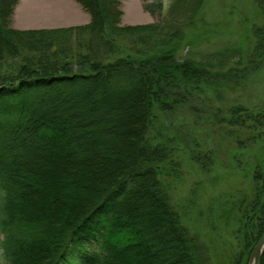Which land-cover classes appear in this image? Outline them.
<instances>
[{
  "label": "trees",
  "instance_id": "obj_1",
  "mask_svg": "<svg viewBox=\"0 0 264 264\" xmlns=\"http://www.w3.org/2000/svg\"><path fill=\"white\" fill-rule=\"evenodd\" d=\"M18 1L0 0L6 264H212L170 203L182 167L178 141L185 139L167 133L162 113L184 106L195 112L204 87L252 75L257 55L264 56V28H255L261 39L254 59L240 69L226 52L200 60L183 54L191 45L185 31L206 0H172L166 13L161 1L145 4L159 21L139 26H120V0H76L90 24L29 31L10 27ZM74 39L91 51L81 61L89 70L70 68L65 50ZM13 58L20 61L8 63ZM127 110L135 114L118 115ZM244 111L233 108L230 124L260 120ZM125 122L130 129L122 133ZM259 229L246 238L248 255L263 222ZM244 257L235 264H247Z\"/></svg>",
  "mask_w": 264,
  "mask_h": 264
},
{
  "label": "rangeland",
  "instance_id": "obj_2",
  "mask_svg": "<svg viewBox=\"0 0 264 264\" xmlns=\"http://www.w3.org/2000/svg\"><path fill=\"white\" fill-rule=\"evenodd\" d=\"M159 1L166 13L172 0H120V26L157 23L159 17L144 6ZM11 21V29L18 31L51 30L88 25L92 17L76 0H19ZM195 22L185 31L184 41L191 47L184 45L183 54L191 52V58L200 60L226 52L236 60L230 66L244 69L261 39L255 28H264V0H206ZM66 48L73 71L90 69L81 62L92 56L89 48H79L75 39ZM256 61L259 65L249 77L204 87L195 112L184 106L162 113L167 133L185 139L178 141L182 167L170 186V203L200 239L212 264H235L243 254L242 261L249 264L246 238L257 237L264 223V56L257 55ZM235 107L260 120H249L246 128L231 125ZM127 111L118 115L135 114ZM213 112H219V118ZM120 129L124 133L130 127L125 122ZM193 151L210 159L193 160ZM2 240L0 231V264H6Z\"/></svg>",
  "mask_w": 264,
  "mask_h": 264
},
{
  "label": "water",
  "instance_id": "obj_3",
  "mask_svg": "<svg viewBox=\"0 0 264 264\" xmlns=\"http://www.w3.org/2000/svg\"><path fill=\"white\" fill-rule=\"evenodd\" d=\"M264 253V234L256 243L249 260V264H261V259Z\"/></svg>",
  "mask_w": 264,
  "mask_h": 264
}]
</instances>
